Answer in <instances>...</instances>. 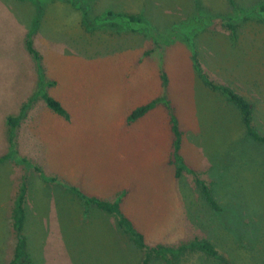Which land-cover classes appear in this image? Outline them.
<instances>
[{
  "label": "rangeland",
  "instance_id": "374dc122",
  "mask_svg": "<svg viewBox=\"0 0 264 264\" xmlns=\"http://www.w3.org/2000/svg\"><path fill=\"white\" fill-rule=\"evenodd\" d=\"M261 5L0 0V157L9 153L7 118L31 100L15 150L56 179L45 181L13 156L0 163V264L13 258L11 215L23 183L22 233L33 264H140L142 252L115 217L84 204L72 186L107 201L125 193L121 209L149 246L205 239L219 256L187 251L178 264H264V144L247 137L237 108L205 85L227 86L250 102L252 126L264 137ZM28 34L39 67L25 49ZM41 89L64 117L34 97ZM154 99L153 110L127 121ZM169 111L182 131L181 155L219 209L192 174L175 176Z\"/></svg>",
  "mask_w": 264,
  "mask_h": 264
},
{
  "label": "trees",
  "instance_id": "16d2710c",
  "mask_svg": "<svg viewBox=\"0 0 264 264\" xmlns=\"http://www.w3.org/2000/svg\"><path fill=\"white\" fill-rule=\"evenodd\" d=\"M264 8L261 5V8ZM125 18L130 22H140V18L134 15H125ZM230 26V25H229ZM231 27V26H230ZM31 34H28L25 40V49L36 62L39 67L40 56L37 50L33 46ZM165 79V78H164ZM166 82V79H165ZM210 89L220 91L224 94L229 102H231L239 111L241 121L244 125L246 136L251 140L264 144V137L260 136L255 128L252 126V105L248 102L243 96L239 95L231 88L224 85H217L212 81H205ZM40 96L46 106L55 114L64 117L66 111L63 108L62 104L47 94L43 89L39 90L34 97ZM33 97V98H34ZM31 101V100H30ZM29 102L24 104L20 109L19 113L15 116H9L6 120L8 125V139H9V153L0 157V163L6 159L13 156L14 161L17 164L24 165L25 167L33 168L36 170L45 181L56 182L54 178H46L41 174V170L37 166H33L23 157L18 156L15 150V131L19 126L20 122L24 119L26 115ZM156 99L148 101L142 105L134 108L128 115L127 121L133 122L143 116L148 112L153 110L156 106ZM169 123L170 130L172 134L171 139V163L175 165V176L180 177L182 172L190 173L194 176L195 182L198 187H200L201 193L205 200L214 208L219 209L217 203L212 194L211 188L201 180L196 174L195 170L191 168L186 162L183 156L181 155V145H182V131L179 128L178 120L176 115L173 112L169 111ZM69 189L78 196L84 204L94 206L96 209L112 215L116 219V224L121 232L129 238L133 245L142 252L143 258L140 264H151L154 260H160L165 264H178L180 257L187 251H198L203 253L205 256L213 259H217L219 256L214 248V246L207 240H193L188 243L179 245L178 247H168L163 245L149 246L145 243L144 235L141 233L133 224L131 219L126 216L122 209V201L125 193L117 196L113 201H107L100 199L95 196H89L83 193L77 187H69ZM26 195V185L21 184L18 194L13 203L12 215H11V225L15 235L16 244L14 248V254L11 262L9 264H33L28 257L26 252V243L25 237L23 236V227L25 223V209H24V200Z\"/></svg>",
  "mask_w": 264,
  "mask_h": 264
}]
</instances>
